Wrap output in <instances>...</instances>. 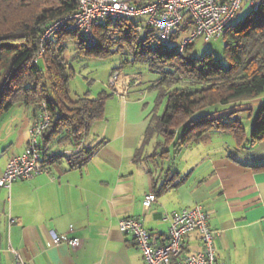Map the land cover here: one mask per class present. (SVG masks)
I'll use <instances>...</instances> for the list:
<instances>
[{"label": "crops", "instance_id": "crops-1", "mask_svg": "<svg viewBox=\"0 0 264 264\" xmlns=\"http://www.w3.org/2000/svg\"><path fill=\"white\" fill-rule=\"evenodd\" d=\"M139 74V84L126 96L104 86L113 93L105 118L92 125L83 143L76 145L65 133L43 141L49 172L0 187V264L12 263L15 252L28 264H145L135 240L120 231L119 221L142 219L154 244L162 245L169 239L165 216L194 205L211 216L219 261L264 264V168H255L264 163V141L238 148L230 133L215 130L204 146L199 142L179 151L173 142L161 146L160 136L145 143L155 111L161 115L166 106L162 112L151 89L158 75ZM252 100L251 108L264 102L258 97L248 105ZM15 106L0 117V177L10 158L26 149L29 130L40 115V108ZM242 109L204 111L219 117ZM163 147L169 153L162 157ZM89 149L85 163L71 165L70 157ZM166 162L171 164L166 167ZM151 192L156 198L145 208L143 201ZM10 218L16 221L10 224ZM70 225L75 227L72 233ZM52 232L78 237L81 244H55ZM201 248L198 232L186 236L184 254Z\"/></svg>", "mask_w": 264, "mask_h": 264}, {"label": "trees", "instance_id": "trees-1", "mask_svg": "<svg viewBox=\"0 0 264 264\" xmlns=\"http://www.w3.org/2000/svg\"><path fill=\"white\" fill-rule=\"evenodd\" d=\"M74 9L73 0H0V117L16 104L39 109L45 103L51 123L42 137L44 158L43 141L59 134L65 133L76 145L83 143L92 125L105 118L106 102L114 93L102 91L95 98L89 93L71 96L72 71L64 57L69 41L75 44L78 57L119 55L120 65L111 74L142 64L158 75L151 89L157 92L158 104L166 101V109L161 115L155 111L145 143L160 136L161 146L173 142L179 151L213 130L230 133L238 148L264 141V102L258 108L250 133L242 128L239 110L219 117H211L213 113L204 111L219 104L258 98L264 93V0H257L242 19L224 31L226 68L211 53L201 58L193 56L195 44L183 55L170 46L192 29V21H186L166 44L150 29L140 38L133 20L120 19L96 26V42L92 45L76 32H58L46 45L43 59L47 72L43 73L34 61L41 35L53 21ZM91 151L70 157L71 165L85 163ZM167 153L163 147L160 155ZM142 155L141 148L136 152V160ZM255 168H264V163Z\"/></svg>", "mask_w": 264, "mask_h": 264}, {"label": "built area", "instance_id": "built-area-1", "mask_svg": "<svg viewBox=\"0 0 264 264\" xmlns=\"http://www.w3.org/2000/svg\"><path fill=\"white\" fill-rule=\"evenodd\" d=\"M75 9L53 21L41 35L39 50L34 56L37 63L46 54L47 43L60 31L76 32L89 44L96 42L94 28L106 21L131 19L136 23V31L146 34L154 30L163 43H170L172 36L186 22L192 21L193 27L178 38L177 52L183 55L186 49L202 39L205 43L222 38L224 31L236 18L242 7H251L257 0H73ZM139 73L114 71L108 79L109 89L118 96H126L132 85L140 82ZM51 123L47 105L43 103L40 115L29 130V140L23 153L8 161L0 177V187L10 188L17 180L32 179L49 172L43 156L42 137ZM156 196L149 193L143 204L149 208ZM170 222L167 243L155 245L152 235L144 221L137 217H124L119 221V229L130 235L143 254L145 264H227L216 257V232L210 225V214L201 206L194 205L166 215ZM16 220L10 218V224ZM70 225L69 233L74 232ZM192 232L200 234L202 248L194 253L184 254V241ZM53 242L67 243L72 248L81 244L78 237L68 233H51ZM15 260L9 264H28L15 252Z\"/></svg>", "mask_w": 264, "mask_h": 264}, {"label": "rangeland", "instance_id": "rangeland-1", "mask_svg": "<svg viewBox=\"0 0 264 264\" xmlns=\"http://www.w3.org/2000/svg\"><path fill=\"white\" fill-rule=\"evenodd\" d=\"M247 10H248L247 6L242 7V9L238 11V14L236 18L234 19L233 24L238 22L240 19H242L244 15L246 14ZM138 34L140 38L144 36V34H141V33H138ZM194 44H195L194 49L192 51L193 56L201 58L206 53H211L221 66L225 68L228 66V61H227V57L225 53V40L223 38H220L218 41L210 42V43H205L202 39H199L195 41ZM178 45H179L178 41L170 44V46L172 47L174 46L176 49ZM76 52L77 51L75 49V44L69 41L67 44V49L64 53V57L69 62L70 68L72 71V76L69 79V87L71 90V96L73 98H77L79 96H83L89 93L90 97L95 98L98 96L99 93H101L102 91H105L104 90L105 87L109 88L108 84L106 83L108 75L114 67L120 65V62H121L120 56L111 55L106 58H101V57L82 58V57H78ZM38 65H39L40 70L43 73L47 72V67H46L44 59H40L38 61ZM128 70H130L132 73H137L138 71L139 72L142 71L144 73L149 72L146 69V67L142 64H137L135 65L134 68H128ZM259 98L264 100V93ZM249 101L250 99L235 101L229 104H219L216 106L208 107L207 111L212 112L214 110H222V109L229 108V107L231 108L233 107L235 109L236 107L241 108V109L243 108L241 112L240 111L238 112V116L241 118L242 128L247 133H250L260 104L258 105V103H256V106L254 108H251V106H254V102L252 100V103L248 105ZM160 106L163 107L162 108V112H163L166 106V101H163ZM17 107L18 106H15L13 108L14 109L12 110L14 111L13 113H16V109H18ZM210 133L207 134L204 137V139L199 141L201 142L200 144L201 146H204V144H206L208 140L213 138L211 137L212 135H210ZM151 149H152V145H150V150ZM170 164L171 162H168V163L166 162V167H168V165ZM175 164L180 165L181 164L180 160H177Z\"/></svg>", "mask_w": 264, "mask_h": 264}]
</instances>
